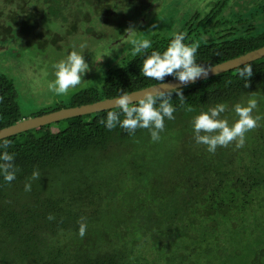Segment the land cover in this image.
<instances>
[{
  "label": "trees",
  "instance_id": "trees-1",
  "mask_svg": "<svg viewBox=\"0 0 264 264\" xmlns=\"http://www.w3.org/2000/svg\"><path fill=\"white\" fill-rule=\"evenodd\" d=\"M174 1L0 0V50L53 47L52 64L80 38L114 50L126 29ZM204 3L180 30L197 47V63L208 68L264 46V0L244 9L236 0ZM171 38L153 36L147 54L163 52ZM102 51H88L85 61ZM144 58L132 54L106 70L88 64L101 74L73 90L67 107L156 85L141 72ZM248 64L247 88L235 68L180 87L183 105L173 93L175 119L165 120L158 142L147 129L131 136L107 130L100 120L118 108L1 139L10 144L0 151L15 155L19 171L11 184L0 177V264H264V120L246 133L243 148L233 142L214 154L195 143L190 124L221 102L232 122L231 106L251 95L264 113V57ZM61 103L30 116L66 107ZM23 107L14 78L0 70V129L30 117ZM33 170L41 177L25 192ZM81 217L88 225L83 238Z\"/></svg>",
  "mask_w": 264,
  "mask_h": 264
},
{
  "label": "clouds",
  "instance_id": "clouds-1",
  "mask_svg": "<svg viewBox=\"0 0 264 264\" xmlns=\"http://www.w3.org/2000/svg\"><path fill=\"white\" fill-rule=\"evenodd\" d=\"M137 31L134 27L126 29V36L130 37L129 43L133 55L145 54L141 72L151 80L157 82L159 91L152 89L144 90L132 95L121 92L114 102L118 111H108L106 118H101L107 130L111 131L117 127L124 129L131 136L137 129H147L152 142L161 139V133L165 131V120H174V113L177 107L171 103L172 94L175 93L181 105L185 103V97L180 87H168L165 84V77L172 76L181 84L194 82L200 77H207L209 68L197 63V47L185 43L187 33L178 31L173 33L172 38L163 52L152 50L147 54V50L152 48L150 39L135 38ZM80 50L75 47L68 54L54 62V80L48 83V90L55 96L60 97L69 94L70 89H75L82 82V77L89 71V65L85 61L83 53L85 44H81ZM237 76L245 81L244 87L249 86V79L253 76L251 64L244 63L243 67H237ZM258 98L251 95L244 102H237L231 106L234 119L229 121L224 115L228 111V105L224 102L215 106L201 109L190 121L193 138L196 144L206 146L208 153H215L217 148H226L230 144H235V148H243L246 142V133L257 128L259 122L264 120V113L258 108ZM187 111L192 112V108ZM255 113V114H254ZM10 142L5 141L0 144V149H7ZM15 155L8 151H0V177L5 183L11 184L16 179L19 168L14 163ZM38 170H33L28 182L24 184V191H31V181L40 179ZM49 221L54 217L49 215ZM78 235L83 238L87 232L88 225L85 218L78 221Z\"/></svg>",
  "mask_w": 264,
  "mask_h": 264
},
{
  "label": "rangeland",
  "instance_id": "rangeland-1",
  "mask_svg": "<svg viewBox=\"0 0 264 264\" xmlns=\"http://www.w3.org/2000/svg\"><path fill=\"white\" fill-rule=\"evenodd\" d=\"M205 1L210 2L211 0H177L170 3L168 6L156 10L154 14H148L134 26L137 31H141L136 33L135 38L151 39L153 36L157 38L171 37L173 33L182 30L181 24L183 19L191 12L200 10L201 5L204 6ZM163 2L164 0H161L160 5ZM236 2L241 9H244L246 6H250V8L257 6L256 0H236ZM173 6H176V10H172V14L170 8ZM230 10L231 6L228 12H233ZM98 31L100 33L105 32V28L101 26ZM82 39L83 38H80L74 41L70 49L65 47L64 50L67 49L66 51H69L75 47V49L79 51V46L85 44L87 47L83 56L84 58H89L88 51H101V48H103L102 52L97 53V55L95 54L91 60L88 61L89 65L93 64L97 66V64L104 63V68H111L116 66L124 57L132 55L131 45L129 43L130 37L127 36L116 44L117 47L114 48V50L108 47H97L98 44H89ZM52 48L53 47L48 46H36L24 49V47L20 45H15L13 47H8L6 51L0 50V70L14 78L18 96L24 104L23 113L26 116L35 114L34 112L46 109L47 107L48 109H53L59 102H62L61 104L67 107L68 103L66 100L73 90L83 88L85 84L89 82L97 81V78L101 74V71L96 74L97 72L95 69H91V71L87 73L90 78H88V75L85 73L82 77L81 84L75 89H70L69 94L60 97L55 96L53 92L48 90V83L54 80L53 69L51 67L52 61L50 60L51 56L55 58ZM66 55L60 56V59L64 58ZM152 257L153 255H149L150 259H152Z\"/></svg>",
  "mask_w": 264,
  "mask_h": 264
},
{
  "label": "water",
  "instance_id": "water-1",
  "mask_svg": "<svg viewBox=\"0 0 264 264\" xmlns=\"http://www.w3.org/2000/svg\"><path fill=\"white\" fill-rule=\"evenodd\" d=\"M262 57H264V46L260 47L256 50L250 51V52H248L244 55H241L237 58H234V59L222 62L220 64L208 67L210 70H209L206 78H209V77L218 75L220 73L235 69L237 67L242 66L244 63H249V62L255 61L257 59H260ZM206 78L202 76V77L196 79L194 82H189L186 85H189L191 83H195L197 81H200V80H203ZM165 84L168 87L186 86L185 84H181L177 79L166 81ZM146 89H152L154 91L160 90L158 85L156 84V85L147 87L145 89L129 93V95H132V99L135 100L137 98L135 96V94L141 93ZM142 94L143 93H141L140 95H142ZM113 99L114 98L103 99L101 101L91 103V104H85V105L75 106V107H66V108L56 110V111L45 113V114L40 115V116L24 118L21 121L13 124L11 126L0 129V140L5 139L7 137L14 136V135H18V134L25 132V131L36 129V128L44 126V125L52 124V123H55V122H58V121H61L64 119H68V118H72V117H76V116H82V115H86V114H90V113L106 111L109 109H115L116 107L114 105V102L111 101Z\"/></svg>",
  "mask_w": 264,
  "mask_h": 264
}]
</instances>
